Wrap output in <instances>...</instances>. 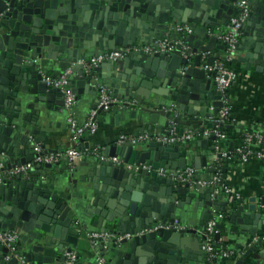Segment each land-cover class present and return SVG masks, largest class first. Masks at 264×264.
<instances>
[{"label": "water", "instance_id": "water-1", "mask_svg": "<svg viewBox=\"0 0 264 264\" xmlns=\"http://www.w3.org/2000/svg\"><path fill=\"white\" fill-rule=\"evenodd\" d=\"M238 1L0 0V171L31 161L36 136L46 141L48 123L66 112L64 89L45 78L68 70L76 102L88 97L97 114L113 113L116 123L134 119L141 125L139 134L152 131L150 139L136 143H120L119 137L105 146L104 155L147 163L154 170H130L98 157L76 178L72 202L66 191L54 190L44 179L17 175L0 181V229L18 231L17 251L26 262L61 263L97 229L116 235L98 244L108 264H206L202 240L213 213L226 211L235 229L252 235L262 227L255 197L248 206L238 204L233 194L223 202V193L213 186L183 184L157 171L205 167L198 178H211L214 159L224 155L221 149L200 156L187 145L162 138L172 128L180 134L203 131L204 123L218 114L222 100L215 73L204 67L226 53L220 36L240 11ZM182 24L191 31L177 29ZM163 41L167 44L161 48ZM106 50H119L123 56L87 70L82 60ZM234 62L264 71V0H250L230 64ZM100 85L114 99L107 110L99 107ZM86 134L88 130L80 137L83 149L90 147ZM211 139L216 137L202 139L201 145L208 146ZM79 171L75 167L67 175ZM176 221L185 227H176ZM218 228L215 243L223 224ZM263 241L255 240L237 264ZM0 264L24 263L0 243Z\"/></svg>", "mask_w": 264, "mask_h": 264}, {"label": "crops", "instance_id": "crops-1", "mask_svg": "<svg viewBox=\"0 0 264 264\" xmlns=\"http://www.w3.org/2000/svg\"><path fill=\"white\" fill-rule=\"evenodd\" d=\"M227 29L228 27L224 29V32ZM220 40L222 41L221 36ZM216 51H219V49H216ZM206 56H208L207 53L204 54V57ZM224 56L225 54L217 61L223 60ZM229 66L238 72V78L228 90L231 100L232 115L231 118L225 122L227 127H223L231 130L229 133L227 132V138L221 140L211 139L208 142V146L205 147L201 145V140L208 137L203 136H197L187 141L178 142L181 145H187L190 150H195L200 156L214 153L217 154L221 149H223L224 155L221 158L216 156L214 159L213 166L216 168L214 175L220 174L226 186L233 190V194H239V198L235 195L233 196L236 198L238 204L248 206V204H250V199L255 197L258 206L257 212L262 214V227L258 229L255 235H252L249 232L242 231L241 229H235V223L230 222L228 213L226 211L221 212L223 213L224 218L219 220L218 223L223 224L220 241L218 240V247L231 250L233 251V254L228 257L218 258L216 260L218 264H237V261L241 258V256H243L244 253L250 249L251 246H253L255 240H258V238H262L264 240V160L256 157H251L248 161L242 160L237 154H239V149L244 146V139L241 140L234 136V132L237 133L239 131H243V133H245L246 130L250 129H264V71L257 70L255 65H252L250 69H247L241 62H234L229 64ZM89 101L88 97H86L84 100L75 102L72 109L74 118L80 124L88 121L93 111L96 110L90 108ZM212 109L213 107L208 110L211 111ZM68 116L69 111H66L61 115L54 116L46 127L48 134L46 141L45 139H42L43 137L38 135L36 136V139L39 141L37 140L35 146L40 144L43 147L44 152L50 149H55L57 150L56 152H62L70 146H77L81 148L84 152L77 160L75 167H81L82 171H79L76 176H68L67 171H72L75 167L70 168L67 165L66 159L62 158L58 163L52 164V166H46L47 164L41 165L40 169L35 168L28 174L23 175V177H26L28 180L35 178L46 180L45 185H51L54 190L58 191L59 188H61L66 191V196L70 198L71 202L76 200L75 197L71 196L75 193V191H77L73 186L75 185L74 182L76 178L80 179L82 175H85V170H88L89 167L95 163L94 160L100 157V154L93 152L95 148H99L101 150L100 152L104 154L105 146L112 143V141H118V138L123 134L136 137L142 136V141L152 137V131L147 134H139V128L141 125L136 124L134 119L128 124L123 123L121 119L119 123H116V120L113 119L115 114L101 112L95 116L98 123V129L96 132L91 133L89 131V134L84 135V141L88 142L90 147L83 149V143L80 141V138L78 141L73 140ZM214 119L215 116L210 117L209 122L214 124ZM209 122L204 123V129L211 128L207 125ZM38 127L42 130L44 128L41 125H38ZM242 128H244L245 131ZM197 130L200 131L199 129H192V131ZM231 143L233 144L232 150L230 149ZM35 146L32 148L31 154L36 153ZM212 146H215L216 150H210V147ZM100 159L103 160L101 157ZM207 160H210L208 156ZM1 164L5 163L2 162ZM193 168L196 171L197 177L199 174H205V167H202V169L199 170L195 167ZM7 178L10 179V177H6L4 179ZM219 191L224 195V197L220 200L227 202L228 195L230 194L225 193L221 188ZM214 215L215 213H213L211 217ZM186 227H190V225L187 224ZM87 235L88 233L85 237H87ZM98 244L99 242L96 245L92 244L89 239L80 243L78 247L73 250L78 252L82 261L93 263L98 257H105V253L102 251V245ZM59 263L60 262H56L55 264ZM206 264H209L208 259ZM243 264H264V241L261 246H258L255 251L251 252L245 258Z\"/></svg>", "mask_w": 264, "mask_h": 264}, {"label": "built area", "instance_id": "built-area-1", "mask_svg": "<svg viewBox=\"0 0 264 264\" xmlns=\"http://www.w3.org/2000/svg\"><path fill=\"white\" fill-rule=\"evenodd\" d=\"M238 6L240 11L231 19L228 29L222 33L221 39L226 45V53L223 60L216 61L212 65H205V70L215 73V83L216 88L221 95L222 106L219 109L218 114L215 116L214 125L211 128L204 129L203 131H188L180 134L176 128H172L168 136H164L162 139L166 142H183L190 140L194 137H210L214 135L217 140L227 138V133L224 131L223 124L231 118V100L228 94L230 86L237 80L238 72L232 67L227 65V62H230L234 52L236 51L237 43L241 35V26L245 19L248 17L250 12V0H239ZM177 29L181 31L190 32L191 28L189 25H178ZM166 41H163L160 44L161 48H164ZM158 48V50L160 49ZM172 46H170V49ZM137 49H144L147 52L155 51L151 46H139ZM123 56V52L119 50H106L97 55H92L87 57L85 60H82L87 70H90L92 67L98 66L99 64L112 59H118ZM71 71H66L60 77L53 78L51 76L46 77V82L54 87H62L65 92V102L64 108L66 111H69L68 122L70 124L73 140L78 141L79 138L84 134L86 130L91 133H95L98 129V123L96 121V110L93 111L91 117L88 121L83 124L77 122L74 118L72 109L76 102V95L72 92L71 88L68 85V74ZM99 95L100 102L99 107H103L104 110L110 108V104L114 99L109 94V90L105 85L99 86ZM120 142H131L136 143L143 140V137H136L131 135H121ZM264 140V129H253L252 131L246 132L244 137V146L241 147L238 151L240 158L244 161H248L251 157H256L261 160H264V149L260 148L261 142ZM218 148V147H217ZM36 156L30 162L26 164L17 165L13 168L7 169L0 172V181L6 177H14L17 175H26L31 170L35 169L37 165H46V164H55L58 163L62 158L66 159L67 165L70 168H74L77 160L81 157L84 150L77 146H70L65 151L62 152H44L43 147L38 144L35 146ZM99 148L94 149V153L100 154L99 156L103 160L112 161L113 163L123 165L130 170H140L148 169L154 170V168L147 163H129L124 159L114 156L109 157L105 156L100 152ZM158 173L161 175H170L180 183H198L203 186H213L216 188V191H219L220 188L228 194H233V190L226 186L223 182V178L220 174L214 175L212 178H198L196 176V171L193 167L187 166L184 169H178L176 171L169 170L166 168L157 169ZM239 198V194H233V196ZM224 218L223 213L215 212V215L211 217L204 228L205 238L202 240V250L206 254L209 264H218L217 259L222 257H228L233 254V251L218 247L215 236L220 232L218 228L219 220ZM176 227H185L179 224L176 221ZM126 236H129L127 234ZM88 237L92 244L96 245L101 240H108L112 237H116L113 233L109 231H100L93 230L88 232ZM19 241V233L14 229H0V243L7 246L12 253H14L24 264H29L25 261L24 256L20 255L17 251V244ZM60 264H108V261L105 257L100 256L96 259L95 262L89 263L84 262L80 259V256L77 251L72 250L66 253L65 260Z\"/></svg>", "mask_w": 264, "mask_h": 264}, {"label": "trees", "instance_id": "trees-1", "mask_svg": "<svg viewBox=\"0 0 264 264\" xmlns=\"http://www.w3.org/2000/svg\"><path fill=\"white\" fill-rule=\"evenodd\" d=\"M229 62H227V65L229 66ZM243 130H244V128H242ZM224 131L227 133H229V131H231L230 129H226V128H224ZM245 131V130H244ZM249 131H252L251 129L250 130H246V132H249ZM245 132V133H246ZM245 133H243V131H239V132H237V133H235L234 132V136L235 137H237V138H239V139H244V137H245ZM260 148H263L264 149V140H263V142H261V144H260ZM238 156H240L239 154H237Z\"/></svg>", "mask_w": 264, "mask_h": 264}]
</instances>
